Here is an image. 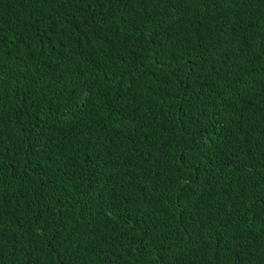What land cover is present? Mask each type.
Instances as JSON below:
<instances>
[{"label":"trees","instance_id":"obj_1","mask_svg":"<svg viewBox=\"0 0 264 264\" xmlns=\"http://www.w3.org/2000/svg\"><path fill=\"white\" fill-rule=\"evenodd\" d=\"M0 264H264V0H0Z\"/></svg>","mask_w":264,"mask_h":264}]
</instances>
